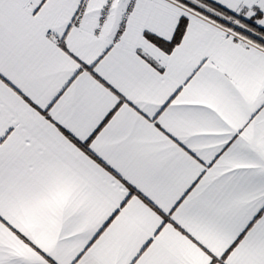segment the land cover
<instances>
[{"label": "snow or ice", "instance_id": "1", "mask_svg": "<svg viewBox=\"0 0 264 264\" xmlns=\"http://www.w3.org/2000/svg\"><path fill=\"white\" fill-rule=\"evenodd\" d=\"M0 264H264V0H0Z\"/></svg>", "mask_w": 264, "mask_h": 264}]
</instances>
